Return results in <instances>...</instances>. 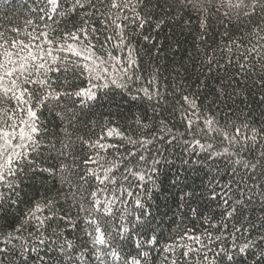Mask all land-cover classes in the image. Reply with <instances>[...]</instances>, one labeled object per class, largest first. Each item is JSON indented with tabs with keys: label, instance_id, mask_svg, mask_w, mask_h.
<instances>
[{
	"label": "trees",
	"instance_id": "trees-1",
	"mask_svg": "<svg viewBox=\"0 0 264 264\" xmlns=\"http://www.w3.org/2000/svg\"><path fill=\"white\" fill-rule=\"evenodd\" d=\"M171 2L145 0L146 7L141 6L138 10L142 15H150L151 21L143 29L133 24L125 30L128 43L135 49L137 62L130 78L123 76L118 68L111 67L115 61L109 62L110 78L102 80H90L87 72L75 66L71 71L49 73L54 79L52 86L58 92L74 93L92 84L96 87L93 88L94 99L66 94L37 107L39 126L44 130L36 138L42 140V146L30 153L29 161L23 164V171L9 177L15 181L13 188L0 184V233L6 234L23 226V231L14 234L28 241L29 247L39 249V255L44 258L41 264H78L75 255L81 246L89 244L82 226L72 230L60 218L69 213L75 222L78 211L69 199L70 193L76 189L62 181V175H67L84 196L96 191L97 187L119 189L117 194L125 203L114 207L113 215L125 217L124 223L128 224L129 232L126 238L113 241L119 258L108 259L107 264H132L133 259H138L140 264H171V260L165 257L175 258L185 250L183 245L199 247L188 237L200 236L210 248L215 249L233 242L235 227L241 228L240 233H235L236 243H242L248 235L243 232L245 227L251 223L258 226L264 223V204L261 203L264 197L258 195L262 189L254 188L257 199L250 204L245 199L248 189L253 186L249 177L255 179L256 173L244 168L243 164L235 163L237 160L255 162L260 159L259 153L264 152V67H261L264 60L260 55L253 58L249 54L251 71L238 74L237 65L225 59L226 56L242 59L241 53L245 51L239 46L242 38H246L244 43L250 40L253 45H264L261 39L264 32L252 30L247 18H242L243 23L236 21L229 24V35L225 37L220 35L223 27L209 21L206 41H197L194 36L201 35L199 22L188 12L172 19L175 11L169 8ZM47 7L45 0H0V32L9 40L17 38L50 47L44 43V37L39 40H31L30 37L47 32L50 38H63L79 26V17L75 15L62 17L53 14V19H48L42 11ZM160 20L164 22L157 29L156 23ZM186 21L190 23L186 24ZM95 26L97 29L101 27L98 22ZM98 35V40L92 35L88 37L97 45L94 49L96 53L105 58L110 52L123 61L127 51L113 47L114 42L106 44L101 51L99 45L104 42L106 33L99 32ZM145 35L150 40L146 41ZM233 39L238 43L232 46V52L222 51V46ZM68 43L79 47L77 41L69 40ZM259 51L264 52V48ZM55 54L67 57L65 64L69 61L85 63L70 52ZM209 58H212V63L208 62ZM112 79L117 83H111ZM153 79L154 83H150ZM143 89L150 92L159 89L163 100H149ZM183 96L195 101L197 116L201 117L191 133L175 103L180 100L190 113L192 109L181 99ZM14 103L7 101L3 107L10 108ZM57 113L65 117L63 122ZM206 119L214 120L213 127L229 136H235L236 129L240 128L241 134L237 139L247 145L246 149L241 151V144L233 146L224 140L221 132L209 131L204 124ZM161 120L172 129L170 133L160 131ZM65 124L71 133L68 141L71 147L68 149L69 156L61 157L47 145L55 139L57 149L60 148L59 141L63 138L60 129ZM245 124L248 127H243ZM109 128L117 129L123 136L106 137L101 142L117 147L106 150L90 147V143L97 141ZM197 128L204 131H197ZM252 129L257 130L255 142L245 139L254 134ZM127 138L138 143L133 145ZM142 140H151L152 143L141 147L139 142ZM197 140L205 148L197 145ZM208 144L212 147L207 148ZM224 148H228L229 152L224 153ZM132 151L135 155L129 156ZM97 152L100 163L106 167L116 165L109 174L116 178L115 183L105 181V184H99L89 174L90 170L102 174L97 164L84 163L90 156L96 158ZM140 155L145 157L143 161L138 159ZM153 160L158 162L153 165ZM62 163L70 166L63 173L59 170ZM150 167L156 169L150 173L152 181H139L125 172V168L137 171ZM125 175L127 180L123 179ZM260 182L264 183V180ZM124 189L132 194L128 195ZM111 195L109 192H98V198L102 200L109 199ZM229 197V204L236 206L238 211L232 218L226 219L224 212L227 206L223 201ZM137 199L143 208L136 205ZM238 199L245 200V206L235 204ZM48 201L52 202L51 205H47ZM37 205L40 211H35ZM30 211H35V216L44 221L39 230L36 219L29 218L25 222ZM209 232L213 237L220 236L221 240L213 242L207 236ZM251 235L255 237L256 231L251 230ZM152 237H155L156 243L137 246ZM69 241L74 245L72 248H68ZM169 245L181 247L167 252L165 247ZM98 247L103 249L104 246ZM62 248L64 251H61ZM144 252L148 253L146 258L142 255ZM69 256L73 260L69 261ZM244 261L252 264L248 255L244 256ZM244 261L238 258L239 264H244ZM28 264H33V261L29 259Z\"/></svg>",
	"mask_w": 264,
	"mask_h": 264
},
{
	"label": "snow or ice",
	"instance_id": "snow-or-ice-1",
	"mask_svg": "<svg viewBox=\"0 0 264 264\" xmlns=\"http://www.w3.org/2000/svg\"><path fill=\"white\" fill-rule=\"evenodd\" d=\"M45 3L48 7L42 11H45L48 19H53V14L62 17L75 15L79 17V26L74 27L63 38H50L47 32H41L36 36L30 37L31 40H39L44 37V43L50 45V47H42L39 43L32 44L17 38L9 40L0 32V184L9 188L15 186V181L10 180L9 177H14L17 172L23 171V164L29 161L30 153L36 152L42 146V140L36 138L44 130L39 126L40 118L37 116V107L45 106L50 101L58 100L61 95L66 94L77 97L85 96L88 100L95 98V92L93 91V88L96 87L95 84L74 93L58 92L52 86L54 79L49 76V73L71 71L73 66H75L82 69L83 72H87L90 80H102L110 78L109 62L115 61L111 67L118 68L123 76L130 78V73L137 67V62L134 57L135 49L128 43L125 30L133 24L137 28L143 29L151 21L150 15H142L138 10L141 6L146 7L145 0H45ZM169 8L175 11V15L172 17L174 20L183 12H188L195 17L201 30V35L194 36L197 41H206L209 21H215L218 26L223 27L224 31L220 35L225 37L229 35V24L236 21L243 23L242 18H247V23L252 30L259 29L260 32H264V0H172ZM254 17L256 18L255 20H253ZM96 22L100 24V29L96 28ZM163 22V20L158 21L156 28L158 29ZM28 23H31V21H28ZM185 23H190V21ZM13 31L18 30L13 29ZM99 32L106 33L104 42L99 45L101 51H103L106 44L114 42L113 47L127 51V56L123 61H121L119 56H113L110 52L105 58L96 53L94 49L97 45L93 44L88 37L92 35L93 38L98 40ZM144 39L148 41L150 37L145 35ZM244 39L246 38H242L239 44L240 47L245 49L241 53V60H237L234 56L225 57L228 63L237 65L238 74H247L251 71L248 64L249 54L253 58L256 55H260L261 60H264V52L259 51V49L264 48V45H253L250 40L244 43ZM261 39L264 40V36H261ZM69 40L77 41L79 47L68 43ZM237 43L234 39L229 40L227 44L222 46L221 50L231 53L232 46ZM34 49L36 50L34 51ZM65 51L82 58L85 63L78 64L74 61H69V63L65 64L67 57L55 54ZM208 62L212 63V58H209ZM261 67H264V65ZM137 78L139 79V77ZM111 83L116 84L117 81L112 79ZM150 83H154V79ZM33 85L36 87L33 88ZM143 91L149 100L154 98L158 101L163 100L159 89L152 92L148 89H143ZM181 99L192 109L188 113L184 109L183 104L180 103V100L175 102L181 112L182 120L186 121L187 128L191 133V130L197 124V120L201 119V117L197 116L198 109L194 100L188 96H183ZM7 101H14L15 103L10 108L3 107ZM33 102L35 106H33ZM81 102L83 103V101ZM57 115L60 116L62 122L65 120V117L60 113H57ZM13 117H15V120ZM204 124L209 131L221 132V130L213 127L215 121L212 119H206ZM243 127L246 128L248 125L245 124ZM160 131L168 134L172 129L168 128L166 122L161 120ZM197 131L204 130L197 128ZM251 131L254 134L250 137H245V139L255 142L257 140V135L255 134L257 130L252 129ZM60 132L63 137L59 141L60 148L57 149L55 139L50 141L47 146L56 151L59 156L68 157L70 154L68 149L71 147L68 141L71 133L66 124L60 129ZM221 134L223 139L229 141L233 146L241 144V151L246 149L247 145L237 139L241 134L240 128L236 129L235 136H229L226 132H221ZM113 136L122 137L123 134L115 128H109L97 141L90 143V147L104 150L108 147H117L116 145H106L101 142L106 137ZM160 138L163 139V136ZM127 139L133 145L138 143L130 138ZM139 143L141 147H145L147 144H151L152 141L142 140ZM195 143L200 145L199 140L195 141ZM200 147L205 148V145H200ZM211 147V144L207 145V148ZM228 152L229 149L224 148V153ZM221 154L215 153V155ZM128 155L134 156L135 152H129ZM259 156L260 159H256L255 162L251 160L247 162L242 160L235 161V163L243 164L244 168L251 169L253 173H256L255 179L251 176L249 177V179L253 180V186L248 189V194L245 197L249 204L257 199V193L254 191L256 187L262 189L258 195L264 197V183L260 182L264 180V152H260ZM138 159L143 161L145 157L140 155ZM157 162L153 160L152 164L154 165ZM84 163L98 165L102 174H97L95 170H90L89 174L94 176L99 184H105V181L115 183L116 178L109 174L116 165L113 164L106 167L105 164L100 163L99 152H97L96 158L90 156L85 159ZM69 167V165L62 163L59 170L63 173ZM71 167H75V165ZM257 169H259L258 173ZM155 171L154 167L137 171L125 168L126 173L139 181H152L150 173ZM61 179L71 188L76 189L70 193L69 199L72 201L73 207L78 209V211L75 222L69 213H65L60 218L65 220L72 230L82 226V231L89 240L88 246H81V250L75 255L74 259L78 264H93V262H96V264H107L108 259L116 260L119 258V253L113 241L117 238H126L129 232L128 224L124 223L125 217L121 215L117 218L113 215L114 207L125 203L120 198V195L117 194L119 189H109L107 186L103 189L97 187L96 191L84 196L81 189L76 188L67 175H62ZM123 179L127 180L128 176L125 175ZM81 180H83V176H81ZM137 187H142V185H137ZM98 192H109L112 195L109 199L102 200L98 198ZM124 192H128V190L124 189ZM131 194V192H128V195ZM224 195L227 196V193H224ZM229 199L230 197L223 201L224 205L227 206L224 212L226 219L232 218L238 211L236 206L229 204ZM51 203V201H48L47 205H51ZM261 203L264 204V200H261ZM235 204L243 207L245 206V200L238 199ZM136 205L143 208L139 199L136 200ZM35 211H40L39 205H37ZM35 211L29 212L28 216L25 217V222L29 218L36 219L37 230H39L43 226L44 221L35 216ZM105 217H110V219H105ZM48 218L50 217L46 219ZM138 219L139 217H137ZM251 230L256 231L255 237L251 235ZM17 231H23V226L6 234L0 233V264H28L29 259L33 261V264H41L44 258L39 255V249L35 246L29 247L28 241L14 234ZM240 232L241 228L235 227L233 242L230 245L218 246L215 249L210 248L200 236L188 237L199 247L183 245L185 249L183 252L179 253L175 258L165 257V259H170L171 264H239L238 258L239 261H244V256L248 255L249 259L252 260V264H264V223H260L259 226L257 223H251L249 227H245L243 232L248 234L247 237L242 243H236L235 233ZM185 236H187V232ZM207 236L213 242L221 240L220 236L213 237L210 232L207 233ZM14 241L18 243H14ZM154 243H156L155 237H152L147 241H141L137 246L142 247L144 244L152 245ZM73 246L72 242L69 241L68 248ZM98 246L104 247L102 249ZM179 247L181 246L169 245L165 247V250L173 252ZM61 251H64V249L62 248ZM209 252L212 253L211 256H209ZM142 255L146 258L148 253L144 252ZM197 257H200V259L197 260ZM68 259L71 261L73 257L69 256ZM132 264H140V261L133 259ZM244 264H247V262L244 261Z\"/></svg>",
	"mask_w": 264,
	"mask_h": 264
}]
</instances>
